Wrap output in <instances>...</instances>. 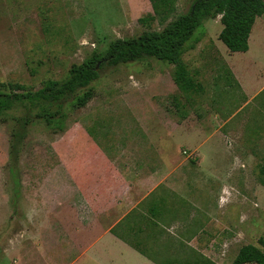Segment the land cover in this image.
I'll list each match as a JSON object with an SVG mask.
<instances>
[{"label": "rangeland", "instance_id": "rangeland-1", "mask_svg": "<svg viewBox=\"0 0 264 264\" xmlns=\"http://www.w3.org/2000/svg\"><path fill=\"white\" fill-rule=\"evenodd\" d=\"M194 2L176 0V12L170 20L188 13ZM152 13L149 0H0V83L38 91L48 81L63 82L73 65L82 64L94 51L104 52L112 41L161 30L159 23L149 28L138 22ZM220 19L205 24V37L183 57L189 76L202 90L182 91L173 80L175 66L156 59L105 66L100 78L91 84L94 98L84 108L73 110L66 105L68 119L64 132L54 131L42 122L33 123L18 155L11 152L12 133L17 119L25 116L27 110L17 105L5 117H0V264H9L7 248L24 241L27 223L21 221L23 213L36 210L39 204L41 212L48 214L57 201L69 205L78 200L71 189L74 182L69 170L58 153L82 147V143L75 144L80 132L87 135L92 132L103 146L111 140L117 142L127 133L134 134L131 135L136 139L133 147L144 145L138 131V116L133 115L141 112L137 103L143 104L142 110L151 116L150 120L154 118L156 103L160 114H167L174 122L188 118L191 126L205 123L198 127L204 129V134L178 130L171 135L172 141L165 142L167 150L180 152L189 160L195 158V146L209 139L210 134L215 138L221 135L233 155L226 161L229 171L217 175L224 187L220 223L206 231L220 242L214 246L216 260L219 264H232L241 248L247 245L264 251V186L259 182L258 172L263 159H250L245 151L248 139L254 134L244 127L246 118L224 126L214 124V117H224V111L242 104L240 91L223 64L222 52L228 55L229 50L219 40L223 29ZM255 25L258 34L264 25V15ZM254 39L250 42L252 53L264 56V39L260 46L258 37ZM159 75L162 76L160 86L151 79ZM152 84L155 86L151 87ZM141 93L148 97L143 98ZM150 99L152 109L146 105ZM127 105L136 110H129ZM161 131L159 128L155 135L159 136ZM220 148L225 152L227 147L221 144ZM234 148L240 158L234 155ZM198 152L209 157L208 144ZM238 159L240 166H236ZM217 161L220 163V159ZM12 213L15 220L11 219ZM66 213L64 210L63 217ZM46 237V264H67V258L75 256L69 252L72 242L85 250L97 240L96 234L81 233L75 238L63 235V245L58 249L54 236L47 234ZM64 254L67 255L63 258ZM82 264L92 262L83 260Z\"/></svg>", "mask_w": 264, "mask_h": 264}, {"label": "crops", "instance_id": "crops-1", "mask_svg": "<svg viewBox=\"0 0 264 264\" xmlns=\"http://www.w3.org/2000/svg\"><path fill=\"white\" fill-rule=\"evenodd\" d=\"M253 30L248 52L228 51V55L222 52L223 64L240 91L242 104L224 111V117H214L213 123L224 126L246 118L244 127L254 135L248 139L245 151L250 159H263L261 165L264 163V56L252 53L250 42L257 36L261 45L264 25L258 34L256 25ZM151 79L153 84H162L161 75ZM141 96L148 97L142 93ZM150 100L146 105L152 109ZM154 104L156 109L151 120L143 112V104H136L141 112L133 115L138 116V131L144 142L139 148L133 147L136 139L131 135L134 134L127 133L117 142L111 140L103 146L92 132L87 135L79 131L75 144L82 143V147L60 150L58 154L69 170L74 182L71 189L78 200L69 205L57 201L48 214L41 212L39 204L36 210L23 213L21 221L27 223L24 241L7 248L9 264H46L47 234L54 236L60 249L63 235L75 238L81 233L96 234L97 240L85 250L72 242L69 252L75 256L67 258V264H82L83 260H90L92 264H185L196 255L219 264L214 246L220 242L206 231L220 223L224 187L217 175L229 171L226 161L233 154L221 135L215 138L212 134L195 146L194 159L167 150L165 142L172 141L175 131L204 134V129L199 128L205 123L191 126L188 118L174 122L167 114H160L158 105ZM127 106L129 110H136L134 106ZM248 109L251 112L245 115ZM159 128L161 134L156 136ZM207 144L209 157L198 152ZM221 144L227 147L225 152ZM234 150L238 158V151ZM218 159L220 163L223 160L222 165ZM240 164L238 159L236 166ZM64 210L68 213L63 217Z\"/></svg>", "mask_w": 264, "mask_h": 264}, {"label": "trees", "instance_id": "trees-1", "mask_svg": "<svg viewBox=\"0 0 264 264\" xmlns=\"http://www.w3.org/2000/svg\"><path fill=\"white\" fill-rule=\"evenodd\" d=\"M149 1L153 13L141 17L138 22L149 28L159 23L163 27L161 30H149L139 37L112 41L104 52L94 51L82 64L73 65L65 81H48L38 91L0 83V117H5L17 105L27 110L25 116L17 119L13 130L12 153L19 154L33 123L42 122L54 131L64 132L68 119L66 105L73 110L84 108L94 98L91 84L100 78V71L105 66L117 67L156 59L175 66L173 80L182 91L202 90V86L196 85L189 76L183 57L201 43L206 35L205 24L221 17L223 29L219 40L231 53H246L253 27L264 15V0H195L188 13L170 20L176 12V0ZM258 172L259 182L264 186V163ZM185 264L216 263L203 255H196ZM232 264H264V251L252 245L244 246Z\"/></svg>", "mask_w": 264, "mask_h": 264}]
</instances>
